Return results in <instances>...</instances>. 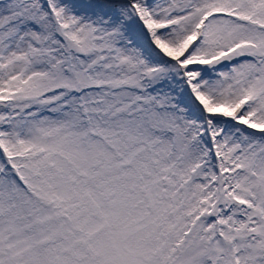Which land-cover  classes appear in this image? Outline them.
Here are the masks:
<instances>
[{
  "label": "snow or ice",
  "instance_id": "1",
  "mask_svg": "<svg viewBox=\"0 0 264 264\" xmlns=\"http://www.w3.org/2000/svg\"><path fill=\"white\" fill-rule=\"evenodd\" d=\"M0 264H264V0H0Z\"/></svg>",
  "mask_w": 264,
  "mask_h": 264
}]
</instances>
